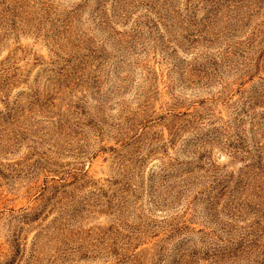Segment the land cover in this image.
<instances>
[{
	"label": "rangeland",
	"instance_id": "1",
	"mask_svg": "<svg viewBox=\"0 0 264 264\" xmlns=\"http://www.w3.org/2000/svg\"><path fill=\"white\" fill-rule=\"evenodd\" d=\"M0 264H264V0H0Z\"/></svg>",
	"mask_w": 264,
	"mask_h": 264
}]
</instances>
